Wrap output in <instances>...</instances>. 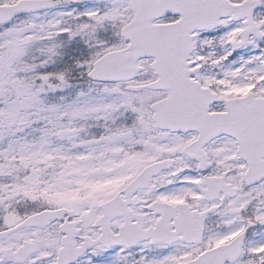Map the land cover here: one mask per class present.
<instances>
[{
  "label": "snow or ice",
  "instance_id": "6c2138e0",
  "mask_svg": "<svg viewBox=\"0 0 264 264\" xmlns=\"http://www.w3.org/2000/svg\"><path fill=\"white\" fill-rule=\"evenodd\" d=\"M0 264H264V0H0Z\"/></svg>",
  "mask_w": 264,
  "mask_h": 264
}]
</instances>
